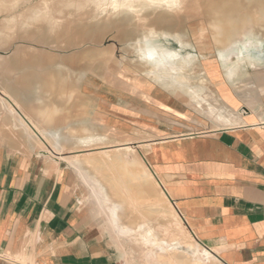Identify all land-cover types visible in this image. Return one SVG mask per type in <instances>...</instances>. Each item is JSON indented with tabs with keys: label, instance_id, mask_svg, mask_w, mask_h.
<instances>
[{
	"label": "rangeland",
	"instance_id": "374dc122",
	"mask_svg": "<svg viewBox=\"0 0 264 264\" xmlns=\"http://www.w3.org/2000/svg\"><path fill=\"white\" fill-rule=\"evenodd\" d=\"M176 2L0 0V136L30 135L69 170L123 264H219L123 145L126 109L162 102L227 126L209 71L264 92V0Z\"/></svg>",
	"mask_w": 264,
	"mask_h": 264
},
{
	"label": "crops",
	"instance_id": "0c3cea01",
	"mask_svg": "<svg viewBox=\"0 0 264 264\" xmlns=\"http://www.w3.org/2000/svg\"><path fill=\"white\" fill-rule=\"evenodd\" d=\"M207 77L229 125L162 102L136 106L126 109L123 145L139 150L202 256L264 264L263 85L255 77L235 90L223 73ZM54 163L30 135L0 136V264H123ZM178 255L166 264H191Z\"/></svg>",
	"mask_w": 264,
	"mask_h": 264
},
{
	"label": "bare ground",
	"instance_id": "6f19581e",
	"mask_svg": "<svg viewBox=\"0 0 264 264\" xmlns=\"http://www.w3.org/2000/svg\"><path fill=\"white\" fill-rule=\"evenodd\" d=\"M171 2H172V4L173 5H175V6H177L176 5V0H170ZM168 3V2H167ZM149 49V48H148ZM162 54L166 57L167 55H169L168 53H167V51L165 52H163L162 51ZM147 55V54H146ZM155 55H158V51L156 52V50H153V49H149V56H150V58H153ZM152 60V59H151ZM175 242V241H174Z\"/></svg>",
	"mask_w": 264,
	"mask_h": 264
}]
</instances>
